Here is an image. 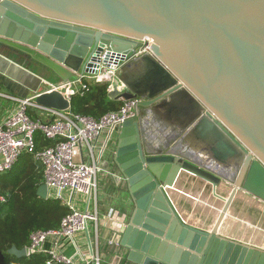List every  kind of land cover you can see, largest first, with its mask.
I'll return each instance as SVG.
<instances>
[{
  "label": "water",
  "instance_id": "water-1",
  "mask_svg": "<svg viewBox=\"0 0 264 264\" xmlns=\"http://www.w3.org/2000/svg\"><path fill=\"white\" fill-rule=\"evenodd\" d=\"M145 41L150 52L137 55ZM0 43L62 83L89 71L93 54L119 57L104 62L119 68L128 90L109 97H141L147 109L122 123L108 151L133 205L120 240L130 263L264 264V249L220 234L238 192L264 203V0H0ZM35 103L72 107L57 90ZM152 127L166 138L176 132L211 164L154 146ZM185 177L214 195L232 186L210 230L186 223L173 204L169 189ZM37 195L48 199L46 183ZM9 253L26 256L16 246Z\"/></svg>",
  "mask_w": 264,
  "mask_h": 264
},
{
  "label": "built area",
  "instance_id": "built-area-1",
  "mask_svg": "<svg viewBox=\"0 0 264 264\" xmlns=\"http://www.w3.org/2000/svg\"><path fill=\"white\" fill-rule=\"evenodd\" d=\"M150 44L151 41H145L137 55L150 52ZM108 54L112 64L119 58L105 50L96 68L93 54L88 60L89 71L75 72L67 83L45 81L43 88L60 91L70 101L76 95L83 96L95 83L107 82L108 93L116 89L126 92L128 88L119 78V68L104 62ZM35 96L13 98L16 105L0 121V173L11 170L25 152L35 151V135L41 132L54 141L53 146L34 153L44 166L48 199L59 201L70 213L58 228L32 231L24 247L26 257L44 255L46 264H105L108 260H113L110 264H122L124 249L120 240L127 217L120 212L102 214L89 206L93 197L95 202L99 198V174L125 182L121 174L101 165L122 123L145 109L141 105L143 99L119 97L122 106L118 110L95 119L76 114L71 108L61 111L38 106ZM30 107L39 108L41 117L33 119L28 113Z\"/></svg>",
  "mask_w": 264,
  "mask_h": 264
},
{
  "label": "crops",
  "instance_id": "crops-1",
  "mask_svg": "<svg viewBox=\"0 0 264 264\" xmlns=\"http://www.w3.org/2000/svg\"><path fill=\"white\" fill-rule=\"evenodd\" d=\"M45 81L59 82V77L52 71L48 70L45 66L33 60L27 54L0 43V121L4 118V116L8 113V111L16 105V100L13 98H27V97L35 96L39 92L45 90V88H43L45 86L44 84ZM162 135L164 136V138L166 137L164 132H162ZM169 140L172 139L171 138L168 140L158 139V142H155L154 145L158 148L164 147L166 149L168 147L165 146L166 141H168L169 146L171 144L169 143ZM195 155L199 157V154H195ZM109 161H110V157L107 152L102 161L101 166L106 169L107 168L109 169L110 167L112 168L111 170L115 174H121L117 166L115 164H110ZM185 178L186 179L183 178L180 179V181H178V183L175 185L173 189V195L176 196L175 199H173L171 196L173 204L175 205L179 215L186 223L199 227L201 229L210 230L214 226L217 217L222 212L223 201L214 197L212 195L213 194L212 189L209 188V186L206 187V185L200 180L196 179L195 177H185ZM99 185H100V190H99L98 201L95 202V199L93 197L89 209L92 211L97 210L102 214L107 213L109 215H113L118 212L123 213L127 217L126 222L128 223L130 214L132 213L133 210V205L128 195L127 198H125V193L128 194L126 183L121 182V180L119 181L115 179L113 176H109V175L104 176L100 174ZM221 188L222 185L219 187V190H221ZM217 193L222 197H225L227 194H230V192L226 193L220 191H217ZM246 196L251 198L249 195ZM246 196H244V198ZM186 200L191 203V206L189 207L190 210L189 209L186 210V206L183 205V201ZM236 201H239L240 203L239 198H236L234 204H232V207L228 211L229 216L231 217L233 216L234 218H237L234 216V211H233ZM255 205L258 206L259 210L264 212L263 209L264 203L262 204L263 206L259 205V203L258 204L255 203ZM83 207L85 209L87 208L86 205H84ZM128 207L131 208L129 212L127 210ZM198 211H201L204 214L208 213L210 215H213V218L203 220L198 217L197 215ZM185 214L186 217L184 218ZM187 217L193 220L194 222L187 221L186 219ZM263 217L264 215L261 214L258 215V217H255V219L248 218L246 223L248 224L251 223L253 225L258 226V228L260 229H264ZM234 227H235V232L232 235H227L221 231L220 234L232 240H236L255 247H259L255 244H252L251 242L249 243L247 239L242 238L245 234L251 231H255L258 228L255 229L252 227H247V226L245 227L242 225L238 227L239 229H237L236 225ZM256 232L258 233V231ZM259 232H261L262 234L261 238H262L264 236V233L262 231ZM259 248L264 249L263 246ZM123 253H124V255H122L123 259L120 261V263L132 264L126 259L125 250H123ZM110 262H113V260L111 261L108 260L105 264H110Z\"/></svg>",
  "mask_w": 264,
  "mask_h": 264
},
{
  "label": "trees",
  "instance_id": "trees-1",
  "mask_svg": "<svg viewBox=\"0 0 264 264\" xmlns=\"http://www.w3.org/2000/svg\"><path fill=\"white\" fill-rule=\"evenodd\" d=\"M121 106V101L109 97L108 83L103 82L92 84L83 96H74L71 110L99 119ZM28 113L33 119L41 117V110L36 107H30ZM35 140V151L25 152L11 170L0 173V264H46L44 255L17 257L9 250L12 246L24 248L34 230L58 228L70 213L59 201L37 195L45 179L44 166L35 159L34 153L53 146L54 141L41 132L36 133Z\"/></svg>",
  "mask_w": 264,
  "mask_h": 264
},
{
  "label": "bare ground",
  "instance_id": "bare-ground-1",
  "mask_svg": "<svg viewBox=\"0 0 264 264\" xmlns=\"http://www.w3.org/2000/svg\"><path fill=\"white\" fill-rule=\"evenodd\" d=\"M2 51V50H1ZM6 52V51H5ZM4 53V52H3ZM11 58V57H10ZM28 62V61H27ZM100 64H101V59L99 60V59H97L95 62H94V65H93V67H96V68H99V66H100ZM24 75V74H23ZM51 78V77H50ZM16 81H18V80H16ZM52 82V81H51ZM151 128V127H150ZM178 145H180L179 143H177L176 145H175V147L174 148H177L178 147ZM182 146H184V145H182ZM184 148L186 149V147L184 146ZM192 151V150H191ZM189 153H192V154H190L191 156H196L195 154H199V157H197V158H199V160H201L202 162H204L205 164H207V165H210L211 164V158L208 156V153H206L205 154V152L204 151H202V150H194V152H189ZM229 172H231V171H229ZM175 187V186H174ZM174 187L172 188V189H169V193H170V195L172 196V198L173 199H175V197L176 196H174L173 195V189H174ZM217 191H220V192H226V193H231V191H232V186L230 185V186H227L226 184H223L222 185V188H221V190H219V187H218V189H217ZM175 192V191H174ZM214 197H216V198H218V199H220V200H222L223 202H222V204H223V206H224V203L226 202L225 200H223L220 196L221 195H219L218 193H217V195H214V194H212ZM228 196H229V194H227L224 198L225 199H227L228 198ZM243 196H246V195H244L243 193H241V192H238L237 193V195H236V198H239V197H243ZM251 198H253V199H251V198H249V197H245V199H247V201H249V202H251V203H259V205H261V206H263L262 204L263 203H261V202H259L260 200H258V199H256V198H254V197H252V196H250ZM244 198V197H243ZM254 199H256V200H254ZM216 200V199H215ZM258 200V201H257ZM247 203V202H246ZM264 207V206H263ZM264 209V208H263ZM186 217V214H185V216H184V218ZM187 219V221H189V222H194L193 220H191V219H189L188 217L186 218ZM239 221L240 222V224L241 225H243V226H247V227H252V228H255V229H257L258 228V226H256V225H253V224H248V223H246L247 222V220H245V219H240V217L239 218H234L233 216L231 217V216H229V214L227 213V215H226V217H225V219H224V221H223V223H222V226H221V229H220V231L221 232H223V233H225V234H227V235H232L234 232H235V225H236V221ZM231 222V223H230ZM256 231H258V233L256 232ZM259 231H262L263 233H264V229H260V228H258L257 230H255V231H251V232H249V233H247V234H245L242 238L243 239H247L248 240V242L250 243H252V244H255V245H257V246H259V247H261V246H263L264 247V239H262L261 238V236H262V234H261V232H259Z\"/></svg>",
  "mask_w": 264,
  "mask_h": 264
},
{
  "label": "rangeland",
  "instance_id": "rangeland-1",
  "mask_svg": "<svg viewBox=\"0 0 264 264\" xmlns=\"http://www.w3.org/2000/svg\"><path fill=\"white\" fill-rule=\"evenodd\" d=\"M140 113L142 115L145 114L146 113L145 109H142V111ZM152 128H153V131L150 134H146V136H147L146 138L148 139V141L150 143L153 144V142H154V144H155V142H158V139H167V140L170 139L169 137L168 138H166V137L164 138V136L162 135V132H160L158 130V128H154V127H152ZM171 139L172 140H169V143H171L170 144V147H167L166 149L163 147L161 149H164L166 151L171 150L170 148H174L175 147V144L178 143V141L181 139V136L180 135L179 136H173V138H171ZM151 141H153V142H151ZM150 149H151V147H150ZM189 150H190L189 148L185 149L184 146H182V145H178L177 148L173 149L174 152H176V151L177 152H180V153L183 152V153H186L185 155H190V153L188 152ZM152 151L158 152V149L154 148V149H152ZM99 179H100V174H99L98 180ZM127 195L129 196V194L125 193V198H127ZM243 197H239L240 203H239V201H236V203L234 205L235 207H234L233 211H234V216L235 217H237V218L240 217V219L242 218V219L247 220L248 218H254L255 219V217H258V215H261V214L264 215V212L261 211V210H259L258 209V206L255 205L254 202L251 203V202L247 201ZM183 205L186 206V210H188V209L190 210V208H189L191 206V203L190 202H188L187 200L186 201H183ZM127 210L129 212L131 210V208L128 207ZM197 213H198L197 214L198 217L201 218V219H203V220H207V219L213 218V215H210L208 213L207 214H204L201 211H198ZM240 225H241L240 222L237 220L236 221V227H237V229H239L238 227ZM262 239H264V236L262 237Z\"/></svg>",
  "mask_w": 264,
  "mask_h": 264
},
{
  "label": "flooded vegetation",
  "instance_id": "flooded-vegetation-1",
  "mask_svg": "<svg viewBox=\"0 0 264 264\" xmlns=\"http://www.w3.org/2000/svg\"><path fill=\"white\" fill-rule=\"evenodd\" d=\"M162 132V131H161ZM176 134V132H174L172 135H174V136H178V135H175Z\"/></svg>",
  "mask_w": 264,
  "mask_h": 264
}]
</instances>
